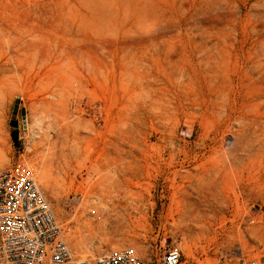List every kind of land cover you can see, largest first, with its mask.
Wrapping results in <instances>:
<instances>
[{
	"label": "rangeland",
	"instance_id": "obj_1",
	"mask_svg": "<svg viewBox=\"0 0 264 264\" xmlns=\"http://www.w3.org/2000/svg\"><path fill=\"white\" fill-rule=\"evenodd\" d=\"M0 66V169L40 164L75 256L264 258V0H0Z\"/></svg>",
	"mask_w": 264,
	"mask_h": 264
},
{
	"label": "built area",
	"instance_id": "obj_2",
	"mask_svg": "<svg viewBox=\"0 0 264 264\" xmlns=\"http://www.w3.org/2000/svg\"><path fill=\"white\" fill-rule=\"evenodd\" d=\"M39 163L0 169V264H89L74 255L69 225L55 217L38 181ZM156 264H181L175 245L160 244ZM252 259L242 264H263ZM92 264H143L135 247L112 248Z\"/></svg>",
	"mask_w": 264,
	"mask_h": 264
},
{
	"label": "bare ground",
	"instance_id": "obj_3",
	"mask_svg": "<svg viewBox=\"0 0 264 264\" xmlns=\"http://www.w3.org/2000/svg\"><path fill=\"white\" fill-rule=\"evenodd\" d=\"M59 14V13H58ZM70 15V14H69ZM76 15V14H75ZM62 17V16H61ZM71 17V16H70ZM69 17V18H70ZM79 18V17H78ZM61 19V18H60ZM74 20H75V18H73ZM86 19V18H85ZM80 20H82V19H80ZM87 20V19H86ZM71 21V20H70ZM73 21V20H72ZM54 22V21H53ZM74 22H76V21H74ZM63 23V22H62ZM79 23V22H78ZM58 24V23H57ZM69 24V23H68ZM87 24H89L88 22H87ZM91 24V23H90ZM74 25V24H73ZM79 26V25H78ZM83 26V25H82ZM85 26V25H84ZM71 28H72V26H71ZM83 28V27H82ZM85 29V28H84ZM89 29V28H88ZM62 30H63V28H62ZM79 30H81V29H79ZM72 31V30H71ZM85 31H86V29H85ZM83 32H84V30H83ZM72 33V32H71ZM70 33V34H71ZM87 34H88V32H87ZM6 64H8L7 63V61L4 63V65H6ZM4 70H6L4 67H1L0 66V71H4ZM0 81H1V79H0ZM38 172H39V174H40V169L38 170ZM39 174H38V177H39ZM46 178V173L45 172H43V173H41V180L42 181H45L44 179ZM196 216V215H195ZM72 245L73 246H77L78 248H79V250H81L82 249V246H81V243L78 241V239L77 238H73V241H72ZM85 252V251H84Z\"/></svg>",
	"mask_w": 264,
	"mask_h": 264
},
{
	"label": "water",
	"instance_id": "obj_4",
	"mask_svg": "<svg viewBox=\"0 0 264 264\" xmlns=\"http://www.w3.org/2000/svg\"><path fill=\"white\" fill-rule=\"evenodd\" d=\"M18 103H19V101L16 100L15 104L12 107V114L13 115H15L17 110H18ZM20 114H21L22 121H24L25 110H24L23 107L20 108ZM16 124H17V120L16 119H11L10 122H9L10 126H16Z\"/></svg>",
	"mask_w": 264,
	"mask_h": 264
},
{
	"label": "trees",
	"instance_id": "obj_5",
	"mask_svg": "<svg viewBox=\"0 0 264 264\" xmlns=\"http://www.w3.org/2000/svg\"><path fill=\"white\" fill-rule=\"evenodd\" d=\"M13 139L16 140V135L15 134H13Z\"/></svg>",
	"mask_w": 264,
	"mask_h": 264
},
{
	"label": "flooded vegetation",
	"instance_id": "obj_6",
	"mask_svg": "<svg viewBox=\"0 0 264 264\" xmlns=\"http://www.w3.org/2000/svg\"><path fill=\"white\" fill-rule=\"evenodd\" d=\"M21 115V114H20Z\"/></svg>",
	"mask_w": 264,
	"mask_h": 264
}]
</instances>
